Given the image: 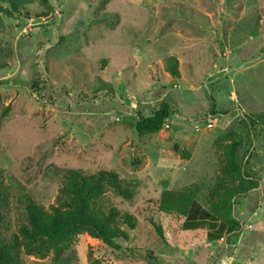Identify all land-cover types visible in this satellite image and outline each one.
Masks as SVG:
<instances>
[{
	"label": "rangeland",
	"instance_id": "rangeland-1",
	"mask_svg": "<svg viewBox=\"0 0 264 264\" xmlns=\"http://www.w3.org/2000/svg\"><path fill=\"white\" fill-rule=\"evenodd\" d=\"M48 2L47 16H38L41 0H5L11 14L0 12V170L13 194L11 228L19 193L48 207L62 169L112 170L134 196L106 191L103 203L137 218L134 229L122 224L128 236L118 242L139 256L80 231L60 260L50 251L23 254L22 264H264V132L241 120L264 113V0ZM162 102L161 130L136 133L137 118ZM213 103L221 114L211 116ZM236 136L256 187L234 197L239 226L228 235L211 203ZM163 190H192L222 236L160 212L153 201Z\"/></svg>",
	"mask_w": 264,
	"mask_h": 264
},
{
	"label": "trees",
	"instance_id": "trees-1",
	"mask_svg": "<svg viewBox=\"0 0 264 264\" xmlns=\"http://www.w3.org/2000/svg\"><path fill=\"white\" fill-rule=\"evenodd\" d=\"M3 1L5 0H0V12L11 14L2 5ZM41 2L46 9L38 16H47L52 7L48 0ZM12 9H16L14 4ZM172 64H176L174 58ZM175 69L174 67L171 70L175 72ZM36 85L37 82L32 80V87ZM102 86L108 87L109 84ZM210 113L211 116L221 114L216 110L214 103L211 104ZM168 115L169 105L162 102L158 108L151 110L150 115H140L134 124V130L139 135L157 133ZM241 120L253 134L256 128L264 132V113H244ZM240 145V138L236 136L227 146L226 164L221 169L223 176L219 179V191L216 192L218 201L211 203L213 211L218 210L228 235L233 234L239 226V222L232 216L234 197L256 187L253 178L245 172L242 162L238 159L237 151ZM61 177L59 191L48 207L27 192L18 194L16 200L22 205L21 220L11 228L9 215L13 194L0 170V264H22L23 254L45 256L50 251L54 254V260H60L67 246L65 241L69 240L72 234L80 231H87L91 236L122 254L139 256L137 252L123 247L118 242L128 236L121 228L122 224L134 229L138 223L137 218L129 212H120L114 204L103 203L106 200V191H111L125 199L133 198L131 182L121 179L116 172L106 169H100L95 173H85L79 168L62 169ZM153 203L164 214L181 216L185 222H192L198 226L207 225L208 235L212 236L211 238L222 236L223 226L219 225L218 228L211 220L213 215L196 202L192 190L184 192L163 190ZM154 228L163 237L161 226L155 224ZM216 230L220 231L217 236L214 234Z\"/></svg>",
	"mask_w": 264,
	"mask_h": 264
},
{
	"label": "crops",
	"instance_id": "crops-1",
	"mask_svg": "<svg viewBox=\"0 0 264 264\" xmlns=\"http://www.w3.org/2000/svg\"><path fill=\"white\" fill-rule=\"evenodd\" d=\"M183 221H184V219H183ZM186 223H187V222L184 221V224H186ZM217 226H218V225H217ZM216 228H217V227H216ZM218 228H219V226H218ZM208 237H209V235H208ZM209 238H210V237H209ZM219 238H220V237H219ZM219 238H217V240H218Z\"/></svg>",
	"mask_w": 264,
	"mask_h": 264
},
{
	"label": "built area",
	"instance_id": "built-area-1",
	"mask_svg": "<svg viewBox=\"0 0 264 264\" xmlns=\"http://www.w3.org/2000/svg\"><path fill=\"white\" fill-rule=\"evenodd\" d=\"M208 125H209V126H211V125H212V123H210V122H209V123H208Z\"/></svg>",
	"mask_w": 264,
	"mask_h": 264
}]
</instances>
